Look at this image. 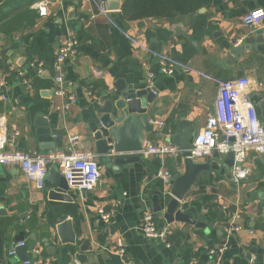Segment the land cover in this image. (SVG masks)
I'll list each match as a JSON object with an SVG mask.
<instances>
[{"label": "crops", "instance_id": "1", "mask_svg": "<svg viewBox=\"0 0 264 264\" xmlns=\"http://www.w3.org/2000/svg\"><path fill=\"white\" fill-rule=\"evenodd\" d=\"M105 1L113 7L112 16L119 24L152 48L214 79H244L246 92L264 120V87H259L264 82V50L254 44L257 30L262 31L264 40V18L256 26L242 23L245 13L264 9V0H212L211 5L188 14L132 20L121 17L123 0ZM37 3L45 5L44 15L39 14ZM26 5L38 13L33 25L10 33L0 30V126L6 147L65 154L75 149L94 151L100 179L84 195L73 191L69 192L71 200H63L50 197L48 186L37 188L20 169L0 166V264L21 261L16 253L9 254L18 245L26 246L27 258L50 264H80L75 259L78 254L86 255L83 264H209L208 251L223 244L225 226L235 211L241 228L229 237L219 264H264V204L255 197L264 194V153H247L244 165L250 174L238 184L232 182L225 156L212 154L195 160L217 167L200 172L179 202L178 208L193 218V224L167 223L153 210L157 198L162 212L172 198L157 172L176 168L182 173V156L139 153V160L116 164L118 154L128 153L97 151L96 109L116 83L155 91L147 104L153 130L147 132L145 145L172 143L171 136L183 127L191 129L192 139L213 113L216 81L182 70L160 72L153 57L130 44L95 10L92 17L87 0H0V17ZM70 38L79 45L64 64V87L76 94L77 101L63 110L66 98L57 93L53 65L58 46ZM239 46L242 49L237 51ZM94 68L102 74H93ZM149 72L152 78H148ZM36 117L52 124L57 149L45 148L52 145L51 140H37ZM155 120L162 126L158 128ZM71 135L78 136L77 147L71 144ZM50 170V183H56L58 174ZM99 208L112 211L108 222L101 219ZM146 212H152L158 229L166 228L169 246L144 236ZM61 216L70 222L73 244L61 242L56 233ZM18 235H22L20 241ZM118 241L123 254L118 252Z\"/></svg>", "mask_w": 264, "mask_h": 264}, {"label": "built area", "instance_id": "2", "mask_svg": "<svg viewBox=\"0 0 264 264\" xmlns=\"http://www.w3.org/2000/svg\"><path fill=\"white\" fill-rule=\"evenodd\" d=\"M88 10L94 16V10L101 15L106 22L116 29L130 44L135 48L153 57L158 65L160 72L172 74L177 70L195 73L208 79H213L217 83V92L214 99L213 113L205 119V124L193 135L189 157L201 160L211 156L214 152L226 156L229 152L233 153V164L230 166L232 182L238 184L250 174V169L244 165V161L249 151L264 153V120H261L256 111L253 101L246 92V81L242 78L237 79H214L207 74H203L190 64L183 62L169 54L158 51L136 36L124 29L119 22L112 16V10L106 5L105 0H87ZM36 8L39 14L46 12L43 3H37ZM264 18V9L258 8L245 13L242 23L247 26H256ZM241 39H239V42ZM76 39H68L61 43L57 48L54 61L53 81L57 84V93L66 98L62 109L67 110L77 101L74 92L67 91L64 87L65 62L73 58L78 46ZM20 72L19 74H22ZM93 74L100 76L101 70L93 69ZM153 73H148V78H152ZM259 87H264V82L259 83ZM152 93L155 91L152 89ZM154 124L159 128L162 122L155 120ZM71 144L77 147L79 139L77 135L70 136ZM7 138L4 128L0 126V166L9 165L21 170L26 179L33 182L37 188H43L45 178L50 168L58 167L60 174L64 177L71 190H91L96 186L100 179V171L97 162V153L91 150L75 149L69 154L58 150L47 151H25L16 148L6 147ZM182 149L175 144L160 142L158 144L146 143L140 151L145 156H181ZM165 185L170 186L172 174L167 168H161L157 172ZM98 214L104 222H108L112 211L98 209ZM239 212L235 211L231 221L225 226V239L222 245L212 247L208 251L210 258L209 264H219L228 239L234 232L241 227L235 221ZM144 236L148 240L161 241L167 246L166 228L158 229L152 212H146L142 220ZM118 252L124 253V247L118 241ZM10 255L15 254V249L9 251ZM18 264H50L49 261H35L27 258Z\"/></svg>", "mask_w": 264, "mask_h": 264}, {"label": "water", "instance_id": "3", "mask_svg": "<svg viewBox=\"0 0 264 264\" xmlns=\"http://www.w3.org/2000/svg\"><path fill=\"white\" fill-rule=\"evenodd\" d=\"M220 0H214L217 3ZM106 2V1H105ZM109 9H112L111 5L106 2ZM256 38L254 44L258 49L264 50V40L262 37V31H256ZM242 48L236 47L237 51ZM154 94L149 88L136 89L132 86L122 84V82L116 83L115 90L109 94L104 103L96 109L97 117L99 118L98 129L94 134L96 141L97 151L101 154H106L108 150H113L115 153H128L118 154L114 162L116 164L129 163L140 159V151L144 148V141L147 132L153 130V124L149 122V114L147 111V104L152 101ZM264 109V104H263ZM35 134L37 140L47 141L51 140V128L52 124H49L45 119L36 117L33 121ZM191 135L190 128L183 127L180 133L173 134L171 136V142L178 145L182 149L183 158V172L180 173L176 168H171L172 174L171 184L169 188V194L172 196L165 206L164 212L159 204H154L153 210L158 217L162 216L167 223L175 221L196 222L193 218L178 208L179 202L184 198L187 190L195 182L197 175L209 168L217 167L214 163L195 162L189 157L191 148ZM110 144V145H108ZM42 147V144H39ZM45 148L57 149L54 141L52 145ZM218 155L216 152L213 153ZM225 164L229 167L233 164V153L229 152L225 156ZM51 172L58 174V180L56 183H50V176H47L44 181V185L50 187L49 195L52 198H59L63 200H71L69 192L71 190L64 177L59 175V172L53 167L50 168ZM76 194H85V190L76 191ZM260 202L264 204V194H256ZM66 216H61L57 220V226L55 227L61 242L74 243L75 234L71 229L70 222L65 219ZM22 236V235H21ZM21 236L18 235L17 241L21 240ZM88 244V240H85ZM81 250H88V247H82ZM26 246L18 245L15 249V253L20 260H26L27 255L25 253ZM251 251L248 252L249 258ZM86 255L78 254L75 259L83 264L86 261ZM68 264H76L71 261Z\"/></svg>", "mask_w": 264, "mask_h": 264}, {"label": "trees", "instance_id": "4", "mask_svg": "<svg viewBox=\"0 0 264 264\" xmlns=\"http://www.w3.org/2000/svg\"><path fill=\"white\" fill-rule=\"evenodd\" d=\"M212 0H123L121 17L138 19L142 17H167L188 14L200 7L209 6ZM1 8V6H0ZM38 13L28 5L22 9L13 8L0 17V30L10 33L33 25Z\"/></svg>", "mask_w": 264, "mask_h": 264}]
</instances>
